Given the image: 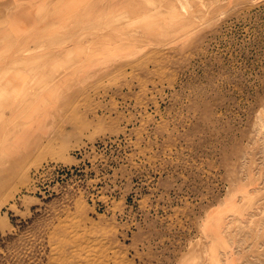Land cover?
Listing matches in <instances>:
<instances>
[{"label": "rangeland", "instance_id": "374dc122", "mask_svg": "<svg viewBox=\"0 0 264 264\" xmlns=\"http://www.w3.org/2000/svg\"><path fill=\"white\" fill-rule=\"evenodd\" d=\"M0 264H264V0H0Z\"/></svg>", "mask_w": 264, "mask_h": 264}, {"label": "crops", "instance_id": "0c3cea01", "mask_svg": "<svg viewBox=\"0 0 264 264\" xmlns=\"http://www.w3.org/2000/svg\"><path fill=\"white\" fill-rule=\"evenodd\" d=\"M20 102V100L18 98H15L14 102H11V105L13 103H17ZM38 105V104H37ZM38 106H36L35 109H37ZM32 116H31V121L27 124V128L25 129V131L23 132V128L20 129V131H14L13 134L14 136L12 138H10L11 141L14 142V151L16 152V154L18 153V155L22 156V142L23 141H29L30 145L32 143V145L29 147L30 150L33 148L34 144L39 140L40 137H46L47 134H49L50 132V128L47 127V124H43L41 123L36 129H33V126L40 120V117L38 116L37 110L34 112V110H32L31 112ZM35 114V115H34ZM47 119V118H46ZM45 119V120H46ZM44 120V121H45ZM49 119H47L48 121ZM43 125V126H42ZM16 154H14L16 156Z\"/></svg>", "mask_w": 264, "mask_h": 264}, {"label": "built area", "instance_id": "2783aa9c", "mask_svg": "<svg viewBox=\"0 0 264 264\" xmlns=\"http://www.w3.org/2000/svg\"><path fill=\"white\" fill-rule=\"evenodd\" d=\"M76 168H73V167H66V168H64L62 171H66V173L68 174V173H72L73 172V170H75Z\"/></svg>", "mask_w": 264, "mask_h": 264}, {"label": "trees", "instance_id": "16d2710c", "mask_svg": "<svg viewBox=\"0 0 264 264\" xmlns=\"http://www.w3.org/2000/svg\"><path fill=\"white\" fill-rule=\"evenodd\" d=\"M71 167H75V166H71Z\"/></svg>", "mask_w": 264, "mask_h": 264}, {"label": "bare ground", "instance_id": "6f19581e", "mask_svg": "<svg viewBox=\"0 0 264 264\" xmlns=\"http://www.w3.org/2000/svg\"><path fill=\"white\" fill-rule=\"evenodd\" d=\"M77 6V5H76Z\"/></svg>", "mask_w": 264, "mask_h": 264}]
</instances>
